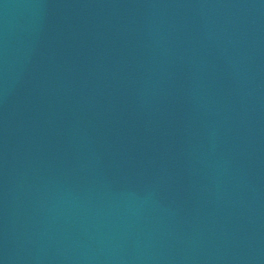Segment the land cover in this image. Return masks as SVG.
<instances>
[{
	"label": "water",
	"instance_id": "1",
	"mask_svg": "<svg viewBox=\"0 0 264 264\" xmlns=\"http://www.w3.org/2000/svg\"><path fill=\"white\" fill-rule=\"evenodd\" d=\"M0 264H264V0H0Z\"/></svg>",
	"mask_w": 264,
	"mask_h": 264
}]
</instances>
